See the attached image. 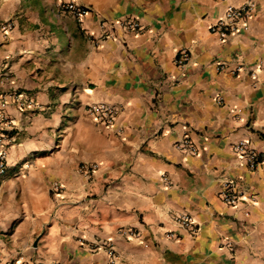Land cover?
Returning <instances> with one entry per match:
<instances>
[{"label": "crops", "instance_id": "0c3cea01", "mask_svg": "<svg viewBox=\"0 0 264 264\" xmlns=\"http://www.w3.org/2000/svg\"><path fill=\"white\" fill-rule=\"evenodd\" d=\"M69 1L0 0V27L12 24L0 29V122L14 137L0 264H264V0H74L89 9L81 22L61 10ZM248 3L246 29L210 32ZM95 103L117 107L113 125L86 113ZM185 136L195 156L177 149ZM240 141L259 154L254 170ZM224 181L235 206L220 199Z\"/></svg>", "mask_w": 264, "mask_h": 264}, {"label": "built area", "instance_id": "2783aa9c", "mask_svg": "<svg viewBox=\"0 0 264 264\" xmlns=\"http://www.w3.org/2000/svg\"><path fill=\"white\" fill-rule=\"evenodd\" d=\"M253 3L244 4L237 7H228L223 16L214 22L210 26V32L218 36L220 40L226 39L229 35L238 33L242 29H246V25L243 24V19L247 16L253 9ZM61 10L70 14L78 22H81L83 18L89 13V9L85 6L77 4L74 0L66 2L61 5ZM116 25L126 31L140 32L142 28L140 25L131 19H122L116 22ZM12 28L10 21L2 23L0 29L3 33H7ZM107 32L102 35L106 37ZM189 60L188 54L182 51L176 60V65L178 67H183ZM15 100L19 102L20 107L30 106L29 102H25L20 96H15ZM86 113L96 120L100 124L105 126H111L115 122L118 115L117 107L105 103H95L86 106ZM8 120L2 119L0 122V177L3 176L7 168V151L8 148L14 143V137L11 134L13 129ZM177 149L185 152L186 154L195 156L197 154L196 148L188 138L185 136L177 144ZM234 151L240 154L247 166L248 170H254L259 164V154L253 149L248 141H240L234 146ZM97 166H93L95 168ZM89 172V169H85ZM63 191V186L54 182L50 186V193L54 198H57ZM221 201L227 206H235L241 199L239 192L237 191L235 185L230 181H224L222 185V191L220 192ZM173 221L190 235L194 236L198 232V225L186 213H177L172 217ZM123 235L134 236L133 232L129 230H122ZM170 237L173 235L170 234ZM99 244L97 242H92L87 244V247L91 250H96ZM103 249L110 256L111 262L114 263L116 259L114 247L111 244L103 245ZM229 246V244H228Z\"/></svg>", "mask_w": 264, "mask_h": 264}]
</instances>
